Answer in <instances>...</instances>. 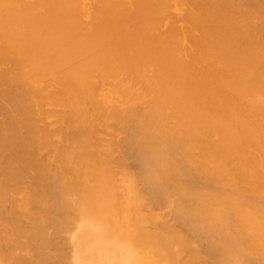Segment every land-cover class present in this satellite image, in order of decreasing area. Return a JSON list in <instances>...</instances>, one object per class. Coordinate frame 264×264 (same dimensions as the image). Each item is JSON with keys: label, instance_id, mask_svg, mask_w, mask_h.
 <instances>
[{"label": "bare ground", "instance_id": "1", "mask_svg": "<svg viewBox=\"0 0 264 264\" xmlns=\"http://www.w3.org/2000/svg\"><path fill=\"white\" fill-rule=\"evenodd\" d=\"M169 2L0 0V82L10 85L2 83V91L16 92L5 99L9 120L0 122L9 124L0 129V205L21 194L7 199L20 214L7 226L29 239L37 264H78L67 248L59 257L46 252L67 244L62 233L75 219L78 227L96 221L101 237L141 253L125 260L201 264L208 256L213 264H264V0H175L191 26L190 51L181 48ZM163 12L173 15L167 32H160ZM106 84L109 91L99 89ZM48 100L64 108L66 135L59 123L50 132L37 124L48 116ZM54 110L46 112L59 116ZM108 118L107 128L126 136L114 141L110 134L113 140L98 138L107 142L97 145L94 133ZM55 131L67 138L57 142L61 148L50 141ZM53 142L58 154H42ZM116 147L132 153V168L159 203L187 200L175 203V218L204 241V255L171 227L143 228L152 220L140 216L136 180Z\"/></svg>", "mask_w": 264, "mask_h": 264}, {"label": "rangeland", "instance_id": "2", "mask_svg": "<svg viewBox=\"0 0 264 264\" xmlns=\"http://www.w3.org/2000/svg\"><path fill=\"white\" fill-rule=\"evenodd\" d=\"M169 1H170L169 2L170 3L169 6H171V4H172V7H171V9L169 7L167 10H169L172 13H174L175 15L177 14L176 16L174 15V17H176V18L178 17L179 19H181L179 16H183V15H180L179 12H182L181 10H183L184 8L182 6H180V5H174L175 4V2H174L175 0H172V2H171V0H169ZM174 6L175 7L177 6L176 8L178 10L181 8L179 10V12H177L175 10L176 8ZM83 11H85V12H83ZM80 12H82L83 18L85 20L89 18L87 16V9L86 8H82L80 10ZM170 12H168L169 13L168 15H167V12L166 13L163 12L160 15H158L159 18H160V16L162 14H163L162 16H164L165 14L167 15V16L165 15L167 17V18H165L166 21H165V19H163L164 17L161 16V18H160V19H163V22L161 24V30H160V32H165L166 30L168 31L169 26L171 25V27H172V25L175 24L177 27H179V32H181L180 33L181 36L183 35V37L180 36V39L182 41L181 40L179 41V42H182V44L179 43V45L181 44V48H183V46H185L184 49L188 46L189 49L187 48V51H190L192 48L189 46V43L188 42L191 41L190 40L191 38L189 39V36L190 35H188L189 33H187V31H186V30H188L187 26L189 27V30H191L190 24L188 22H186V20L185 21L183 20V22H182V19L181 20L178 19L179 20L178 21L176 18L175 19L173 18L174 23L173 24L170 23L168 25V21L169 20H170V22H172L171 19H172V16H173V15H170ZM263 13H264V11H263ZM261 14H262V12H261ZM256 16H258V14ZM259 18L257 17V19H259ZM160 19H159V22H160ZM183 19H185V18H183ZM184 22H185V25L186 26L183 25ZM263 25H264V22H263ZM183 26H184V28L185 27L187 28V29H185V32L187 33L188 38L185 37L187 35H185V32H183L184 30L181 29V28H183ZM166 27H167V29H166ZM177 27H176V29H178ZM158 28H159V25H158ZM192 32H193L194 35L195 34L196 35L198 34L197 31H192ZM178 38H177V40H178ZM186 39H188V42H186ZM184 44H186L187 46L184 45ZM263 59H264V54H263ZM122 74L120 76H122ZM123 76H124V74H123ZM112 81L110 80V83L111 84L113 83ZM130 81H133V80H130ZM130 81H129V83L131 84ZM2 83L3 82H0V122H3L4 121V119H5L4 117H6L9 120V111L6 108V104L7 103H6L5 99L6 98H10L11 96H15V93H16V92L13 93L11 91V89H9V91L7 90L8 92L6 90H3L2 91V89H4V85H5V88H7V87L10 86L8 84V86L6 87L7 82L6 83H3L4 85ZM132 84L135 85L136 83L134 84L132 82ZM99 86H100V84H99ZM135 86L138 87V85H135ZM49 89L46 88V90H49ZM99 89H102V91H109L110 90V85L109 84L108 85L107 84L106 85H101V87H99ZM46 90H44V91L47 93ZM49 92H50V90L48 91V93ZM4 93H7V94L5 95ZM35 99H37V97ZM116 100L114 99L112 101V104H114V105L117 104L116 106L117 107H120L122 105V103H121L122 101L121 100H117L116 101ZM49 101L50 100L46 101V104L47 105H45V106H44V104L42 105L44 107L43 109L40 108V109H42V111H45V113L48 114V116L46 115L47 117L44 118V116H45V114H43L44 112L43 113L40 112V115H38V119H39V117L42 118V115H43L44 121L41 120V121L37 122V124L39 125V127H41L40 128L41 130L43 129L42 131H49L50 132L49 129L52 130V129L56 128L55 130H59V129H57L59 127L58 126V123H59V125L61 124L60 125V127H61V126L66 125L67 122H65L66 124H64V122H63V118L64 119L66 118V114L63 113L64 111L63 112H60L59 111L60 109L63 110L64 108H62L60 105L59 106L58 105L56 106L55 104L52 106V105H50V104H52V102L50 103ZM118 101L119 102L121 101L120 102L121 104L117 103ZM7 106L10 107L9 104H7ZM42 106L39 105L38 107H42ZM40 109H38V110L40 111ZM51 109H53V110L55 109L54 111H56L59 114V116L56 115L54 112H53V116H50L49 115L50 113H47L46 110H48L50 112ZM56 109H58V111ZM38 110H37V113L39 112ZM61 113H63V115ZM54 114H55L56 117L54 116ZM60 114L62 115V117L63 116H65V117H63L62 119H60V117H61ZM51 119L53 121L56 120V121H59V122H57L56 124H53V123H51V121H52ZM64 121H66V120H64ZM102 121H103V123L102 122H101V124L99 123V125L97 127V130L96 131L98 133H96V134L94 133V136H96L97 138L93 136L97 140H98V138H103V139L106 138V140H111V137L110 136H112V135H110V134H113L115 136V138H114L115 140L114 141L120 140L119 139L120 137L123 138V136H126L125 133L123 135V131H122V133H119L120 130L113 129V128H115L114 125H113L114 126L113 128H111V127H108L107 128L106 125L112 124L111 123L112 122L111 119L109 120V118H108V119H104ZM50 123L52 125L48 126ZM66 126L69 128L68 125H66ZM66 126L63 127L65 130L63 128H60V131L62 129L64 130L65 133L62 131L64 133V135L67 134L66 131H67L68 128ZM2 127L3 128H8L9 127V124L5 123L4 125H1V128ZM98 130H100V131L101 130H104L107 134L109 133V135H105V134H103L104 132H102V131L99 132ZM70 131H72V130H70ZM52 134H53V132L51 133V135ZM116 135H117V137H116ZM108 136H109V138H108ZM52 137L54 139L52 138L50 141H52V140L53 141H56V143H55V145L57 144L56 147L59 146V143L62 144L61 142H64V144H65L66 143V140H67V138L64 137L66 140L62 141L64 138L63 137H60V133H58L57 131H55V133L53 134ZM97 140H96V143L97 142L100 143V144H97V145H102V144H104V142H107L106 140H102V139H99L98 141ZM112 140H113V136H112ZM57 142H59V143H57ZM92 142H94L93 139H92ZM55 145H54V142H53V144H51L50 147H49L50 149L49 148H46L47 151H44L42 154H44L46 152L48 153L50 150L53 151V152L52 151L50 152V153H52V155H53V153L55 155L58 154V152H57V148L58 147L57 148H54ZM61 146L62 145H60L59 148H61ZM28 149L33 150L31 148H28ZM123 149H125V148H123ZM123 149L120 148V150H122L120 152L119 147H116V150L114 151L113 154L114 155H117V153H118V155H119V156L117 155L118 157H122L123 159H125L126 168H127L126 170L127 171L129 170V172H131V173H129V172L128 173L129 174H132L134 176L135 180H136V189L139 192V194L141 195V199L138 201L139 204L137 205V209L139 210L140 216L143 217V219H144V217H146L147 219L150 218L152 220V222H149V221L144 220V222H147V223H145L146 225H148L149 223L150 224L148 225L149 227H144L143 226V228H146L147 230H149L151 232H154V231H162V230L166 229L167 227H171L174 231L183 234L187 239L189 238L190 240L189 239L188 240L191 242V244H193V246L196 248V250H198L201 255H204L205 254V243H204V241L198 239L197 236H196V233L194 231H191L188 228H186L184 225L179 224L178 220L175 218V210L177 209L175 207V203L179 204V202H181V200L184 203H187V200L186 199H182L183 196L180 195V196L176 197L175 199L172 198V199L168 200L165 203H159L156 200V198L147 190V184L145 183V179L143 177V173L140 170L137 171V169H139V168H136L135 167L134 169H136V171L132 168L133 166H135L134 165V161H135L134 156L131 155L132 153L131 154L129 153L130 151H128V155H127V148H126V153L124 154V152H123L124 150ZM122 153L124 154V156L122 155ZM125 156H126V158H124ZM128 156H129V158L127 159ZM3 162H4V160H2L1 163H3ZM1 163H0V165H1ZM0 167H2V165ZM62 171H63V168H60L59 167V168L56 169V173H61ZM140 174H142V176ZM121 178H122V174L119 175V172H118L117 173V176H116L117 182H118V180L120 181ZM235 182H236V184L239 183L238 181H235ZM208 183L209 182H206V181H200V182H198V185H200L202 187H205L206 190L209 191V192H211V193H215L217 195H220L215 190V188H218V187H213V184H208ZM214 185L217 186L219 184H214ZM1 190H2V188H1ZM217 190H219V189H217ZM257 193H259V192L257 191ZM247 194L248 193H243L242 195L245 196V197H247ZM12 195H13V197L14 196L16 197L15 200L16 199L18 200V198L20 199V197H21L20 196L21 195L20 193H16V194L14 193ZM12 195L10 194V197H8V198L6 197L8 199V202L9 203H10V200L9 199H11ZM7 199H3L6 202L5 203L3 202L2 204H5V205L8 204ZM12 199H14V198H12ZM12 199H11V201H12ZM5 205H0V208L6 207V206L9 207V205H10V207H9L10 210H9L8 207H7L8 210H6V209H0V211L1 210L3 211V213L1 211V214H0L1 219L3 218L2 219V222L0 220V223L2 224L3 222H5V224H6V226H5V224L0 225V226H2V227H0V264H18V262L20 264H23L22 262H24V264H29L30 261L32 262V260H33V263H31V264H37V262L34 260V258L36 256V255H33V251L34 250L32 249V247L27 248L29 246V244H28L29 243V239L28 240H25L24 238L18 237V235L14 234L12 231H10L11 228L9 230V227H11V226L10 225H9V227L7 226L8 224H11L12 225V221L13 220L16 223L19 220V218H20V214L17 211H12L13 209H11V204L6 205V206ZM6 211H8V214L14 216V217L11 216L12 217L11 218V223L9 222V220H10L9 217L10 216L9 217L7 216V212ZM22 219L25 220L24 216L22 217ZM76 221L77 220L75 219V222L71 226V229H69V230H71L70 232L68 230V231H66L67 233L66 232L65 233H62V235L64 234L63 236H66L63 239H65V240L68 241L67 244H65L64 247H62V248H57V249L55 248V250H54V248H50V250L47 249V251H46L47 253L51 254L53 257H59L62 254V252L66 251V248H67V251L68 252L71 250L69 253L67 252L69 259L71 257V260L73 262H75L73 259L74 258H77L76 262L78 264H87V263L88 264H142L141 263L142 260H136V261L135 260H125V258H128V256H139L140 259H142L141 253L137 249L134 250V251H132L128 247L120 246L119 244H122V243L119 242V241H116L115 240V237H111L110 238L108 236L107 239L109 240V242H107L108 240H106L105 238H103V237L100 236L99 230L101 231V229L103 230V228H102L101 225H98L96 223V221H93V220L84 221L83 223H81L82 224V227H78L79 225L76 224ZM24 224H25V222H24ZM95 225L99 228V230L97 229V227H95ZM3 226H5V228H4L5 230H3ZM74 226H76L75 227L76 229L74 228ZM182 226H184L185 229ZM187 231H189V232H187ZM101 232H102L103 236L105 237V232H103V231H101ZM62 235L60 236L61 239L63 237ZM75 236H77V240L74 239ZM62 242H64V240ZM66 245L68 247H65ZM31 255L33 256V258H32ZM56 255H59V256H56ZM185 260H187V258H186L185 255H183L182 258H181V262H184ZM37 261H38V263L39 262L41 263V261H39V260H37ZM247 262H251L252 264H254L255 262H258L257 264H260L259 263L260 260L257 261V259H256V261H253V260H249L248 261L247 260ZM247 262L244 261V264H246ZM66 264H68V263H66ZM199 264H200V261H199ZM201 264H213V260H212V258L206 256V259L203 260V262H201ZM248 264H250V263H248ZM261 264H262V262H261Z\"/></svg>", "mask_w": 264, "mask_h": 264}]
</instances>
